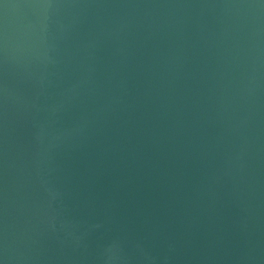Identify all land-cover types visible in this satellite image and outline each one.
<instances>
[{
	"label": "water",
	"instance_id": "95a60500",
	"mask_svg": "<svg viewBox=\"0 0 264 264\" xmlns=\"http://www.w3.org/2000/svg\"><path fill=\"white\" fill-rule=\"evenodd\" d=\"M0 261L264 264V2L0 0Z\"/></svg>",
	"mask_w": 264,
	"mask_h": 264
},
{
	"label": "clouds",
	"instance_id": "9594fccd",
	"mask_svg": "<svg viewBox=\"0 0 264 264\" xmlns=\"http://www.w3.org/2000/svg\"><path fill=\"white\" fill-rule=\"evenodd\" d=\"M42 6H44V7H51L52 5H42Z\"/></svg>",
	"mask_w": 264,
	"mask_h": 264
},
{
	"label": "snow or ice",
	"instance_id": "6c2138e0",
	"mask_svg": "<svg viewBox=\"0 0 264 264\" xmlns=\"http://www.w3.org/2000/svg\"><path fill=\"white\" fill-rule=\"evenodd\" d=\"M262 2H264V0H262ZM0 264H2V261H0Z\"/></svg>",
	"mask_w": 264,
	"mask_h": 264
}]
</instances>
